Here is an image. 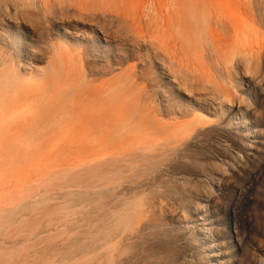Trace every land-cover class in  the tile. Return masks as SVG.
<instances>
[{
    "label": "rangeland",
    "instance_id": "1",
    "mask_svg": "<svg viewBox=\"0 0 264 264\" xmlns=\"http://www.w3.org/2000/svg\"><path fill=\"white\" fill-rule=\"evenodd\" d=\"M27 2L34 21H46L44 6L107 12L99 21L113 32L104 40L79 17L47 25L37 48L50 61L14 62L0 87V264H108V212L129 198L149 203L121 251L128 264H264V59L243 53L264 44V30L236 21L240 1ZM9 30L7 52L27 42L19 25ZM115 154L135 159L123 160L131 174ZM103 161L123 173L114 191ZM207 200L212 236L201 242L191 222Z\"/></svg>",
    "mask_w": 264,
    "mask_h": 264
},
{
    "label": "bare ground",
    "instance_id": "2",
    "mask_svg": "<svg viewBox=\"0 0 264 264\" xmlns=\"http://www.w3.org/2000/svg\"><path fill=\"white\" fill-rule=\"evenodd\" d=\"M28 0H21V2H22V4L21 5H17L16 4V2H17V0H0V30L1 31H4V29H6V31H4V33H7V37H4V39H2V41L4 42V47H6L5 49H8L9 47L10 48H12V44H14L15 43V41H16V37L17 36H15V34L14 33H10L9 31V29H14V27L16 26V25H19V28L22 30V35H23V37L25 38V40H27V42H25V43H23V45H22V47L21 48H19L20 46H18V47H15V50H13V51H11V52H7L6 50H2V48L0 47V87L1 86H4V87H8L10 84H12V80L13 79H15V76H16V73H15V66H14V62H17V61H22V60H25L26 62L29 60V61H41L43 58H46L47 59V61H50V59L48 58V55H47V52H46V50L44 51V50H42V49H40V48H37L38 46V44L40 43H44L43 41L45 40V34L49 31V27H47V25L48 26H53V25H55V24H57V23H62V24H68V23H70L71 21V19L73 20L72 22H77L78 24H81V23H79L78 21L79 20H76L75 21V19L76 18H80L81 20H85V19H87L88 21H90V22H93L95 25L94 26H98L97 28H99L100 29V31H102V36H103V38H104V40H106V38H109L111 35H112V30L111 29H108V28H106V27H104L103 25H102V23H101V21H99L100 20V18L101 17H103L102 16V14L101 13H103V12H101V13H99V15H97L96 13H90V14H88V13H86V12H82V11H80V10H76L75 11V16L73 15L74 13L72 12V10H70L69 8L72 6V4L69 6V8L67 9V10H64L62 7H58L59 8V10L58 11H55V10H51V7L49 8L48 6H44V8H42V6H41V8L43 9V14H44V16H45V18H46V21H41V19L40 18H38L37 16L35 17V21L34 20H32V14L30 13V11H29V5H28V2H27ZM240 1V3L243 5V7H244V9H243V13H241V14H238L237 12V15H236V17H235V14H232V15H234V17H235V19H236V21H237V18H240V20H242V22L240 21V23H242V26L243 27H245V28H250V29H252L253 28V30H254V28H256L257 27V29H258V27L260 28V29H262V30H264V0H239ZM30 2V1H29ZM151 3H153V2H151ZM141 7H142V5H140ZM150 6V5H149ZM20 7L22 8V9H20ZM149 8V7H148ZM166 9V8H165ZM153 12V11H152ZM158 12V11H157ZM106 14H107V12H105V18H108L109 17V15L107 14V16H106ZM163 15V14H162ZM229 15H231V14H229ZM43 16V17H44ZM88 16H90V17H88ZM167 16V15H166ZM103 17V18H104ZM75 18V19H74ZM110 18V17H109ZM112 18V17H111ZM231 18H233V16L231 17ZM234 19V18H233ZM106 20V19H105ZM138 20V19H137ZM205 20V19H204ZM233 22L232 23H236V22H234V20H232ZM205 22V21H204ZM205 23H207V22H205ZM239 23V24H240ZM27 24H29V26L27 25ZM106 24V23H105ZM208 24V23H207ZM137 25V24H136ZM241 25V24H240ZM13 26V27H12ZM140 26V25H139ZM233 26H235V25H233ZM242 26L240 27V29L242 28ZM22 27H23V29H22ZM109 27V26H108ZM135 29H136V27H135ZM229 29V28H228ZM227 29V30H228ZM237 29H239V26H237ZM239 29V31H241ZM244 30H246V29H244ZM12 31V30H11ZM91 31L94 33V31L91 29ZM115 31V30H114ZM142 31V30H141ZM236 32H237V30H235ZM232 32V31H231ZM230 32V30H229V33H231ZM260 32H262V31H260ZM116 32H114V34H115ZM139 33H141V32H139ZM229 33H225V36L227 37V35H229ZM238 33V32H237ZM241 33V32H240ZM233 34V33H232ZM234 35V34H233ZM236 35H238V34H236ZM242 35V34H241ZM261 35H263V33L261 34ZM117 36V35H116ZM116 36H114V37H116ZM240 36V35H239ZM220 37V36H219ZM236 37V36H235ZM264 37V36H263ZM23 38V39H24ZM221 38V37H220ZM143 39V38H142ZM222 39H223V37H222ZM95 41L97 42L98 41V39L97 38H95ZM136 41V40H135ZM146 41V40H145ZM216 41V40H215ZM224 42H225V40H223ZM263 42V41H262ZM261 42V43H262ZM11 44V45H10ZM97 44V43H96ZM20 45H21V43H20ZM258 46H260V43L258 44ZM257 46V48H252V49H249L248 50V53H247V50H245V48H244V51H243V53L245 54V55H247V56H249V57H252V58H254V60H255V66H258V64L260 63V62H263V59H264V44L263 45H261L260 47H258ZM14 48V47H13ZM239 50V49H238ZM86 51H82V53H85ZM241 52V51H240ZM236 53V52H235ZM243 53H242V55H243ZM229 55V54H228ZM241 55V54H240ZM241 55V56H242ZM232 56V55H231ZM239 56V55H238ZM244 56V55H243ZM244 58H245V56H244ZM249 62H250V60H248ZM247 62V61H246ZM249 64V63H248ZM263 65V64H262ZM247 66H250V64L249 65H247ZM82 68V67H81ZM251 69V67L248 69V70H250ZM252 70V69H251ZM254 70V69H253ZM252 70V71H253ZM251 71V72H252ZM255 71V70H254ZM253 71V72H254ZM250 72V71H249ZM260 92H262V91H260ZM264 93V92H263ZM263 93H258L259 94V96H263ZM223 97V96H222ZM226 101V100H225ZM227 102H229L228 100H227ZM262 102V101H261ZM88 106V105H87ZM129 129V128H128ZM104 130V129H103ZM102 131V130H101ZM128 143V142H127ZM253 148V147H252ZM254 149V148H253ZM227 154H230V153H227ZM263 154V153H262ZM116 155H117V157L118 156H120V155H118V154H115L114 156H115V158H116ZM193 155V154H192ZM110 158L109 159H112L111 157H113L112 155L110 156V155H108ZM126 156V155H125ZM125 156H122L123 158L125 157ZM230 156V155H229ZM127 157H129V156H127ZM126 157V158H127ZM116 159H118L119 161H121L120 163H116L117 164V166H119L120 167V165L121 164H123V166L121 167L122 168V172H124L125 171V169L124 168H126L127 167V169L126 170H128V168H130V167H134V163L136 162H134V160L135 159H131V160H124V159H122V160H120L119 159V157L118 158H116ZM113 160V159H112ZM123 160L125 161V163L126 162H129V161H131V164H134L133 166H130V165H128V166H125L124 165V162H123ZM221 160V159H220ZM110 161V160H109ZM109 161H103L104 162V166L103 167H106L107 168V166H111V168H113V169H111V170H108V171H110V172H107L106 171V169H105V172L106 173H110V175L113 177V178H110V180L112 179V183L110 182V184L112 185V187H110V188H112V191H114V190H116L118 187H120L123 183L122 182H124V181H122V182H120V179L122 180V177H121V175L120 174H123L122 172H120L119 170H118V168L117 167H114L116 164H114V162L113 161H116L117 162V160H113V161H110L114 166L112 167V165H109L110 163H109ZM118 161V162H119ZM262 165H264V155H263V159H262ZM106 162H108L107 164H106ZM133 162V163H132ZM164 162H166V161H164ZM179 162V161H178ZM257 162V161H256ZM181 163V162H180ZM191 163H193V162H191ZM197 163V162H196ZM97 164V163H96ZM120 164V165H119ZM127 164H130V163H127ZM166 164V163H165ZM212 164H215V163H212ZM98 165H101V163H99ZM107 165V166H106ZM195 165V164H194ZM182 166V165H181ZM221 166V165H220ZM259 166V165H258ZM97 166H95V168H96ZM101 167V166H100ZM99 167V168H100ZM160 167H161V165H160ZM205 167V166H204ZM208 167V166H207ZM209 167H212L211 165H210V163H209ZM215 166H213V169H212V172L214 171L215 172V168H214ZM95 168H94V171H99V170H95ZM109 169H110V167H108ZM107 168V169H108ZM220 168V167H219ZM98 169V168H97ZM102 169V171H103V168H101ZM133 169V168H132ZM202 169V168H201ZM205 169V168H204ZM208 169V168H207ZM210 170V169H209ZM217 170H219V169H217ZM224 170V169H223ZM102 171H100V173H98L99 174V177H102V176H100L101 175V172ZM145 171V170H144ZM143 171V172H144ZM211 171V170H210ZM252 171V170H251ZM255 171V170H254ZM126 172V171H125ZM125 172H124V174H125ZM129 172H130V169H129ZM129 172H126V174H131V172H132V170H131V172L129 173ZM152 172V171H151ZM205 172V171H204ZM226 172V171H225ZM135 173V172H134ZM133 173V174H134ZM210 173V172H209ZM218 172H216V174H217ZM220 173V172H219ZM103 175H104V173H102ZM132 174V175H133ZM137 174V173H136ZM202 174V173H201ZM201 174L199 175V176H201ZM211 174V173H210ZM224 173H222V175H223ZM97 174H95V176H96ZM127 175V176H128ZM141 175V174H140ZM125 177L124 175H123V179L124 178H127L128 179V177ZM205 176V175H204ZM92 177H94V175L92 176ZM105 177H108V179H109V177L110 176H105ZM104 177V178H105ZM120 177V178H119ZM223 177V176H222ZM172 178V177H171ZM179 178V177H178ZM206 178V177H205ZM210 178H212V177H210ZM215 178V177H214ZM214 178H212V179H214ZM224 178V177H223ZM96 179H99V178H96ZM101 179V181H102V179L103 178H100ZM100 179H99V181H100ZM107 179V178H106ZM107 179V181H109ZM165 179V178H164ZM207 179V178H206ZM129 180H131V178H130V176H129ZM166 180V179H165ZM199 180H201V179H199ZM98 180H97V182H99ZM107 181H105V183H107ZM212 181V180H211ZM97 182H95V183H97ZM163 182V181H162ZM202 182V181H201ZM91 183V182H90ZM100 183H102V182H100ZM104 183V182H103ZM138 183V182H137ZM212 183V182H211ZM214 183V182H213ZM212 183V184H213ZM99 184V183H98ZM98 184H96V186L98 185ZM109 184V183H108ZM108 184H106V186L108 185ZM184 184V183H183ZM229 184V183H228ZM233 184V183H232ZM93 185V184H92ZM156 185V184H155ZM225 185V184H224ZM105 186V185H104ZM105 186V187H106ZM109 186V185H108ZM132 186V185H131ZM158 186V185H157ZM156 186V187H157ZM164 186V185H163ZM182 186V185H181ZM231 186V185H230ZM235 186V185H234ZM165 187V186H164ZM185 187V186H184ZM163 188V187H162ZM168 188V187H167ZM96 189V188H95ZM94 189V190H95ZM108 189V188H107ZM128 190H129V188H127ZM140 189H141V187H140ZM143 189V188H142ZM151 189V188H150ZM154 189V188H153ZM172 189V188H171ZM139 190V189H138ZM238 190V189H237ZM93 191V190H92ZM130 191V190H129ZM132 191V190H131ZM133 191H135V190H133ZM141 191V190H140ZM147 191V190H146ZM159 191V190H158ZM161 191V190H160ZM163 191H164V189H163ZM171 191V190H170ZM183 191V190H182ZM191 191V190H190ZM200 191V190H199ZM105 192V191H104ZM128 192V191H127ZM126 192V193H127ZM137 192H139V191H137ZM165 192V191H164ZM122 193H124V192H122ZM167 193H168V191H167ZM203 193H204V191H203ZM96 194V193H95ZM113 194L114 195H116L114 192H113ZM132 194H134V192L132 193ZM137 194V193H136ZM141 194V193H140ZM157 194V193H156ZM118 195V194H117ZM129 195V194H128ZM135 195V194H134ZM134 195H131V197H133ZM152 196V200L154 199L153 197H154V195L153 194H151ZM158 195H160V194H158ZM197 195V194H196ZM209 195V194H208ZM161 196V195H160ZM163 196V195H162ZM203 196V195H202ZM210 196V195H209ZM213 196V195H212ZM109 197V196H108ZM123 197H125L124 195H123ZM138 197H139V194H138ZM140 197H142V196H140ZM140 197L139 198H137V199H140ZM196 197V196H195ZM128 198V197H127ZM144 198V197H143ZM164 198V197H163ZM112 199V198H111ZM125 199V198H124ZM130 199V198H129ZM128 199V200H129ZM145 199H148L149 200V197H147V198H145ZM145 199H143V200H145ZM151 199V198H150ZM209 199H211L210 197H209ZM120 200H121V198H120ZM120 200L118 201V202H120ZM127 199H125V201H126ZM127 200V201H128ZM136 201V198L135 199H132L131 198V201ZM201 200V199H200ZM83 201V200H82ZM95 201V200H94ZM126 201V202H127ZM131 201L129 200V202H130V204H128L129 202H127V204H126V202H124L125 203V205H124V203L122 204V206L121 205H116V206H119V207H117V208H115L116 206H115V202H114V200L112 201V202H114V209L112 210V212H108L109 214L110 213H112L111 214V216H112V218H113V220H114V222H112L111 224H112V226L111 225H109L108 226V228H110V230H106V229H108L107 228V225H106V231H108L109 232V237L108 236H105V234L106 235H108V233H105L104 232V236L106 237V238H109L108 239V241L106 242V243H109V240H110V243L109 244H111L110 245V252H109V250L107 251V249H105L106 250V252H109L110 253V255L108 254V256H107V258L108 257H110V259H108L109 260V263L108 264H128L130 261L128 260V259H126L124 256L125 255H123V253L121 254V251H122V249H129L128 247H131V245L130 246H127V244L128 243H133V241L131 242H129V240L131 239V237L132 236H134L135 235V232L137 233L138 232V230L140 229V227L142 226L141 225V223L143 224V222H142V220L144 219V217L147 215L146 214V210H144L143 208H146V207H143V206H145L146 204H148L149 202L148 201H146L145 200V205H143V201H141V202H136V204L132 201V203H131ZM150 201V200H149ZM191 201V200H190ZM212 201V200H211ZM117 202V203H118ZM147 202V203H146ZM179 202V201H178ZM188 202V201H187ZM204 202V204H208L209 203V201L207 200V201H203ZM94 203V202H93ZM162 203V202H161ZM189 203V202H188ZM193 203H194V201H193ZM192 203V204H193ZM107 204V203H106ZM111 205H113V203H110ZM118 204H120V203H118ZM186 204V203H185ZM191 204V205H192ZM196 204V203H195ZM203 203H200L199 205L197 204V207H198V209H197V213L198 214H195V218L192 220V222H191V224H192V227H193V232H196L197 233V236H198V240L199 241H203V240H206L207 239V237H209L210 236V238H211V232H212V227H208L210 224H211V221H209V216H208V210H207V208L209 207L210 208V206H209V204L208 205H204ZM110 205V206H111ZM168 205V204H167ZM178 205V204H177ZM190 205V204H189ZM109 206V207H110ZM163 206V205H162ZM169 206V205H168ZM178 206H180V205H178ZM185 206H187V204L185 205ZM194 206V205H193ZM122 208V211H121V209H119V208ZM164 208L166 207V206H163ZM192 207V206H191ZM196 207V208H197ZM168 208V207H167ZM110 209V208H109ZM108 209V211H110ZM116 209V210H115ZM177 209V208H176ZM195 209V208H194ZM206 209V210H205ZM118 210H120V213H118L119 211ZM148 210V209H147ZM118 211V212H117ZM176 211V210H175ZM104 213V212H103ZM149 213V212H148ZM151 213V212H150ZM102 214V213H101ZM107 214V213H106ZM108 214V215H109ZM146 214V215H145ZM109 217V216H108ZM107 217V218H108ZM110 218V217H109ZM115 218V219H114ZM148 218V217H147ZM146 219V218H145ZM108 219H106V222H108V224H110V222L109 221H111V220H109V221H107ZM112 220V221H113ZM215 220V219H214ZM145 223V222H144ZM150 223V222H149ZM153 223V222H152ZM148 224V223H147ZM151 224V223H150ZM150 224H148V225H150ZM147 225V226H148ZM160 225V224H159ZM153 226V225H152ZM190 226V225H189ZM154 227V226H153ZM152 227V228H153ZM156 227H157V225H156ZM168 226H166V228H167ZM182 227V226H181ZM191 227V226H190ZM93 228V227H92ZM143 228V226L141 227V229ZM144 228H146V227H144ZM148 228V227H147ZM152 228H150V229H152ZM169 228V227H168ZM150 229H149V231H150ZM157 229H159V227L157 228ZM215 229H216V227H215ZM218 229V228H217ZM143 230V229H142ZM148 230V229H147ZM159 230H161V228L159 229ZM151 231H153V230H151ZM150 231V232H151ZM158 231V230H157ZM157 231H155V232H157ZM162 231V230H161ZM94 232V231H93ZM158 232H160V231H158ZM95 233V232H94ZM141 233V230H140V232H139V234ZM161 233V232H160ZM164 233V232H163ZM136 235H138V234H136ZM153 235H156L155 233L153 234ZM129 236H131V237H129ZM227 236V235H226ZM163 237V236H162ZM103 237H101V239H102ZM139 238V237H138ZM138 238H137V240L136 241H139L138 240ZM99 239H100V237H99ZM104 239V238H103ZM133 239H135V236H134V238ZM169 239V238H168ZM167 239V240H168ZM238 239V238H237ZM96 240H98V238L96 239ZM105 240H107V239H105ZM170 240V239H169ZM135 241V240H134ZM241 241V240H240ZM100 242H102V241H99L97 244H99L100 245ZM128 242V243H127ZM145 242V241H144ZM101 244H104V240H103V243H101ZM108 244V245H109ZM192 244V243H191ZM105 245V244H104ZM133 245V244H132ZM214 245V244H213ZM96 246V245H95ZM141 246H143V245H141ZM194 246V245H193ZM240 246V245H239ZM98 247V246H97ZM104 247V246H103ZM176 247V246H175ZM187 247V246H186ZM215 247V246H214ZM94 248V247H93ZM99 248V247H98ZM181 248V247H180ZM88 249V248H87ZM100 249L102 250L103 248H102V246L100 247ZM98 250L99 252L101 251V250ZM95 250H96V248H95ZM95 250H93V252L95 251ZM130 250V249H129ZM123 251H125V250H123ZM127 251V250H126ZM135 251V250H134ZM141 251V250H140ZM99 252H97V253H99ZM105 252V253H106ZM137 252V251H136ZM136 252H135V254H136ZM174 252V251H173ZM96 253V254H97ZM103 253V252H102ZM102 253H99L98 255H96V257H100V255L102 254ZM105 253H104V256H105ZM128 252H126V254H127ZM138 253V252H137ZM141 253V252H140ZM161 253V252H160ZM163 253V252H162ZM175 253V252H174ZM92 254V253H91ZM107 254V253H106ZM131 254V253H130ZM173 254V253H172ZM121 255H123V256H121ZM132 255V254H131ZM140 255V254H139ZM95 257V256H94ZM106 257V256H105ZM104 257V258H105ZM127 257V256H126ZM168 257V256H167ZM102 258V257H101ZM99 260H100V258H98ZM98 259H96V260H98ZM138 259V258H137ZM156 259V258H155ZM174 259V258H173ZM99 260H98V262H99ZM107 260V261H108ZM101 261V260H100ZM105 261H106V259H105ZM135 261V260H134ZM133 261V262H134ZM156 261V260H155ZM97 262V264H99ZM132 262V261H131ZM183 262V261H182ZM95 263H96V261H95ZM101 263V262H100ZM136 263V262H135ZM131 264V263H130ZM163 264H164V262H163Z\"/></svg>",
    "mask_w": 264,
    "mask_h": 264
}]
</instances>
